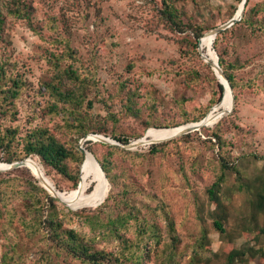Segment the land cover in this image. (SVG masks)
<instances>
[{
  "label": "trees",
  "instance_id": "trees-1",
  "mask_svg": "<svg viewBox=\"0 0 264 264\" xmlns=\"http://www.w3.org/2000/svg\"><path fill=\"white\" fill-rule=\"evenodd\" d=\"M180 1L161 0L158 17L177 37L190 31L192 35L182 40L192 49L190 53L197 55L199 40L217 26L185 21L189 18L180 11ZM235 1L228 21L243 2ZM35 13L33 0H0V162L38 158L48 178L54 181L59 176L69 183L70 191L75 190L84 162L79 141L89 134L104 135L123 144L143 137V133L129 134L121 128L123 117L141 121V99L149 110L144 121L147 130L200 122L224 97V88L212 71L211 108L189 110L191 97L183 94L175 99L182 119L163 123L157 114L165 101L155 90L141 93V88L126 81L120 83L115 95L123 108L117 114L113 105L105 102L107 116L103 119L93 113L92 98L101 93L97 68L79 57L70 40L55 39L54 46L62 47V51L46 50L49 67L34 92L46 99L42 106L37 103L34 107L35 118H49V122L31 126L24 135L12 123L28 85L12 69L15 65L9 53L10 34L20 21L38 32ZM263 38L264 1L253 4L248 0L243 19L214 40L236 107L241 89L254 88L264 93V70L245 78L241 72L257 59L250 52L240 53L254 40ZM200 76L198 71L181 72L187 89L197 84ZM233 116L221 119L212 129L203 128L201 134L207 139L199 131L179 137L183 149L175 140L153 145L144 153L102 144L107 153L99 156L87 147L110 184L106 200L96 209L60 211L57 199L39 185L27 168L0 174V264H252L259 258L264 260V156L232 155L224 128L230 126L232 132L240 129ZM162 138L148 137L145 144ZM170 143L174 148H168ZM192 146L199 147L200 155L190 160L185 152ZM209 152L212 177L199 193L198 184L204 185L205 154ZM169 189L192 199L198 233L182 232L183 224L176 221L167 203ZM237 196H241L240 202ZM73 218L84 220L91 235L68 227ZM212 230L225 244L218 252L211 249ZM248 237L249 241L236 245Z\"/></svg>",
  "mask_w": 264,
  "mask_h": 264
},
{
  "label": "rangeland",
  "instance_id": "rangeland-1",
  "mask_svg": "<svg viewBox=\"0 0 264 264\" xmlns=\"http://www.w3.org/2000/svg\"><path fill=\"white\" fill-rule=\"evenodd\" d=\"M261 1L264 0H252V3L257 4ZM33 3L36 8L34 24L38 32L31 29L26 22L20 21L10 34L9 53L12 63L15 65L12 69H14V73H19L28 85V91L18 101V115L12 123V126L20 127L22 134L25 135L27 129L31 126L49 122V118H47V121L35 118L34 107L37 103L42 106L46 99L36 96L34 92L39 89L40 79L44 77L49 67L46 60V50H55V39L59 40L61 38L70 40L72 48L78 51L79 57L86 64L97 68L101 93L98 94L97 98H92L95 101L94 115H100L103 119L106 118L105 102L113 105L112 110L114 112L117 114L120 112L123 104L115 95L120 83L126 81H130L132 85L135 84L141 88V93L147 90H155L160 99L165 101L157 114L163 123L168 121L178 122L182 119L178 112L179 109L176 107L175 99L183 94L191 97V100L187 103L189 110L211 108L212 85H214L211 72L213 69L203 59L202 54L207 60L213 56L217 61L213 48L214 40L211 48L209 45L202 44L201 41L197 48L198 54L190 53L192 49L190 50L182 39L192 35V33L187 31L177 37L167 30V25L158 17L161 0H33ZM234 5H236L235 0H182L179 2L178 7L180 11L184 12L185 17L189 18V20L185 19L189 23L195 21L204 26L215 25L219 27L228 21V16ZM240 5L236 13H238ZM51 22H55V26L51 27ZM44 24L47 26L42 28ZM56 49L62 51V47ZM249 52L257 60L241 72L247 79L264 70V38L254 40L251 45L240 50L241 54ZM182 71H198L201 79L197 84L187 89L182 82ZM223 100L221 108H217L216 105L211 108V116L223 109H230L231 97H225L224 94ZM141 106L144 107L141 121L138 122L130 116L122 118L121 128L124 132L129 134L143 133V137L133 139L129 143L158 135L163 136L162 140L148 145L145 144L144 140L141 146L131 150L119 146L115 147L121 150L144 153L153 145L175 140L178 141L177 144L182 149L185 148L184 143L177 140L179 137H173L179 131V128H149L145 130L144 121L148 118L149 110L144 99H141ZM232 115H234L233 117L240 127L237 132L230 131V126L224 128L225 138L231 143L232 155L239 156L243 153H254L264 156V93L254 88L241 89L240 102L237 107L235 103L232 114L228 116ZM217 123L216 121L205 128L212 129ZM201 131L202 129L199 131L200 135H202ZM202 138L207 139L205 135H202ZM90 142L91 144H85L86 149L87 147L92 148L99 156L107 153L106 148L102 146L103 143ZM168 148H174V144L170 143ZM188 148L185 154L190 160L200 155L199 147L192 146ZM211 155V152L205 154L204 185L198 184L199 193L212 177ZM32 160L28 161L27 164L33 173L31 165L34 164L40 168L50 187H56L55 184L62 187V190L58 189L60 191L59 200L64 199L69 202L81 194L80 189L70 191L69 183L59 176L55 177L54 181L48 178L39 159L34 158ZM85 161L86 157L84 158ZM0 170H3V167L0 166ZM16 170L0 172V174ZM27 170L31 173L29 169ZM34 175L36 174L34 173ZM97 179L98 173L93 167L89 168L84 174L82 172L81 186H83L86 195L94 191L97 186ZM169 191L170 196L167 198V203L176 221L183 224L182 232L198 233L192 199L183 196L182 193L170 189ZM108 194L109 186L106 182L104 190L97 198L82 202L78 207H69L58 200L57 204L60 211L66 212L78 208L79 210L83 208L96 209L103 204ZM241 200V196L236 197L237 202ZM67 226L91 235L84 220L73 218ZM210 237L212 240L211 249L214 252L220 251L225 246L217 232L212 230ZM249 239L251 238H243L236 245L241 246ZM4 242L7 243V241ZM103 246L101 245V247ZM2 252L3 240L0 241V255H2ZM31 259H33V256H31ZM252 264H264V260L259 258L253 260Z\"/></svg>",
  "mask_w": 264,
  "mask_h": 264
},
{
  "label": "water",
  "instance_id": "water-1",
  "mask_svg": "<svg viewBox=\"0 0 264 264\" xmlns=\"http://www.w3.org/2000/svg\"><path fill=\"white\" fill-rule=\"evenodd\" d=\"M248 0H243V2L241 3V11L240 13H236L234 15L233 18H231L229 21H227L226 23H224L223 25L215 28V29H212L211 31H209L208 33H206L203 37H206L208 35L210 36H213L214 37V40L216 39L217 35L220 34L221 32L223 31H226L227 29L231 28L233 25H235L237 22H240L242 19H243V16H244V12H245V6H246V3H247ZM202 37V38H203ZM202 38L199 40V44L202 40ZM214 48V47H213ZM199 51L200 53L202 54L200 48H199ZM215 54H216V58H217V63H212L211 61L207 60L203 54H202V57L203 59L206 61V63L213 69V71L215 72V75L217 77V79L219 80V83L223 86L224 88V94H225V84L223 83V81L221 80V78L226 82V84L228 85L229 89H230V92H231V95H232V101H233V106L230 110L226 111V110H222L220 112V115H221V119H223L224 117L232 114L233 110H234V107H235V96L233 94V90L231 88V85H230V82L228 80V78L226 77L223 69L221 68L220 64H219V57L216 53V51L214 50ZM219 73V74H218ZM224 99V97H223ZM222 99V101L217 104L216 106L218 108H221V106H223V102L224 100ZM208 120H209V114L200 122H197V123H191V124H187V125H184V127L180 126V127H176V128H181L180 131H178L173 137L174 138H177V137H180V136H183V135H187V134H190V133H193V132H197V131H200L201 129L205 128V127H208ZM219 120V121H220ZM149 131V130H148ZM172 138V139H174ZM142 140V139H141ZM141 140H138L136 142H133V143H128V144H123V143H120V142H117L111 138H108V137H105L103 135H99V134H89L87 136H85L81 141H80V150L81 152L83 153L84 155V158H85V154H86V147H85V144L86 142H90V141H93V142H100V143H103V144H109V145H114V146H119V147H122L124 149H136L138 148L139 146H141ZM171 140V139H169ZM165 141H168V140H165ZM163 142V141H162ZM94 156V155H93ZM95 158V157H94ZM96 162L99 164V162L97 161V159L95 158ZM28 161H33L32 158H28V159H25L23 161H19V162H14V163H3V162H0L1 164H5L7 167L3 170H0V172H6V171H11V170H16V169H19V168H27L31 171V169L29 168V165L27 164ZM84 164L85 162H83L82 166H81V180H80V183L78 185V188L77 189H80L81 187V182H82V172H83V167H84ZM100 168H101V171L103 172L104 176H105V173L101 167V165L99 164ZM32 175L35 177V179L37 180V182L44 188L46 189L49 194L54 197L55 199H57L59 201V193L60 191L56 188V187H48L44 184L43 180L34 175V173L31 171ZM106 178V176H105ZM107 180V178H106ZM108 182V180H107ZM108 185H109V190H110V184L108 182ZM72 209V208H71ZM73 210H79L78 209H73Z\"/></svg>",
  "mask_w": 264,
  "mask_h": 264
},
{
  "label": "bare ground",
  "instance_id": "bare-ground-1",
  "mask_svg": "<svg viewBox=\"0 0 264 264\" xmlns=\"http://www.w3.org/2000/svg\"><path fill=\"white\" fill-rule=\"evenodd\" d=\"M241 5H240V9H239V11H238V13H240V11H241ZM213 40H214V37L213 36H210V35H208V36H206V37H203L202 38V44H206V45H209V47L211 48V46H212V42H213ZM216 55V54H215ZM209 61H211L212 63H217V61L214 59V57L213 56H211L210 57V59H209ZM219 74V73H218ZM221 80L223 81V83L225 84V97H231V107H230V109L232 108V106H233V101H232V95H231V92H230V89H229V87H228V85L226 84V82L221 78ZM222 107V106H221ZM218 108V107H217ZM230 109H228V110H230ZM228 110H226V111H228ZM222 111V110H221ZM220 111V112H221ZM212 112V111H211ZM211 112H209V120H208V125L207 126H209V125H211V124H213L214 122H219V120H220V118H221V115H220V112L218 111L215 115H213V116H211ZM182 127H184V125L182 126ZM182 127L181 128H179V131H180V129H182ZM145 140V138L144 139H142L141 140V143L143 142ZM93 156V154L87 149V151H86V154H85V157H86V161H85V164H84V167H83V174L89 169V168H91V167H93L96 171H97V173H98V182H97V186H96V188L94 189V191L91 193V194H88V195H86L85 193H84V190H83V186H81L80 187V192H81V194L78 196V197H76L75 199H71V201H69V202H67L66 200H64V199H61V200H59L61 203H65V204H67L69 207H72V208H74V207H78L79 206V204L80 203H82V202H85V201H91V200H93V199H95V198H97L101 193H102V191L104 190V188H105V186H106V182H107V180H106V178H105V176H104V174H103V172L101 171V168H100V166H99V164L96 162V160H95V156H91L90 154ZM0 166L1 167H3V169H5L7 166L5 165V164H1L0 163ZM32 166V170L34 171V173L37 175V176H39L41 179H43V181H44V183H45V185L46 186H48V187H50V185L48 184V182H47V180L46 179H44V176H43V173H42V171L40 170V168L39 167H37L36 165H31ZM108 183V182H107ZM81 185H82V182H81ZM109 186V185H108ZM79 190V189H78ZM59 197V196H58ZM60 198V197H59Z\"/></svg>",
  "mask_w": 264,
  "mask_h": 264
}]
</instances>
